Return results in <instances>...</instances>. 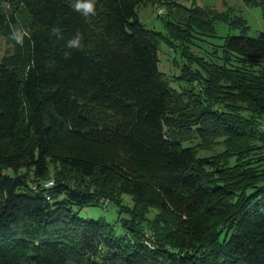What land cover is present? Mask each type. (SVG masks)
Returning <instances> with one entry per match:
<instances>
[{
  "label": "trees",
  "instance_id": "1",
  "mask_svg": "<svg viewBox=\"0 0 264 264\" xmlns=\"http://www.w3.org/2000/svg\"><path fill=\"white\" fill-rule=\"evenodd\" d=\"M162 1L0 0V264H264V34ZM214 21L241 35L202 50ZM103 201L120 238L77 215Z\"/></svg>",
  "mask_w": 264,
  "mask_h": 264
},
{
  "label": "rangeland",
  "instance_id": "2",
  "mask_svg": "<svg viewBox=\"0 0 264 264\" xmlns=\"http://www.w3.org/2000/svg\"><path fill=\"white\" fill-rule=\"evenodd\" d=\"M175 3L182 9H199L202 11H208L213 15L220 17L225 21L241 20L244 22V34L249 38H256L260 34H264V20L262 17L261 8L258 7L257 2L259 0H166L162 2ZM256 4V5H255ZM163 17H166L165 11H167V4L163 5ZM155 6H151L150 3L144 4V6L138 8V14L142 22L149 28H153L160 32L163 31L162 23L157 19ZM168 14V13H167ZM161 15V16H162ZM149 22L147 23V21ZM212 30L214 36L203 37L200 42V48L202 50L220 48L222 41L227 36H239L240 30H230L227 23L224 22H212ZM202 44V45H201ZM217 46V47H216ZM12 50V45L5 42L4 39H0V59L5 55H9ZM176 63L179 65V58L176 57ZM170 51L163 44L159 46L158 52V71L161 72L166 78L179 73V68L174 64ZM171 87L178 89L175 83H171ZM222 150L219 147L213 149V151L201 152L200 155H211L214 153H220ZM47 183V182H46ZM44 183L43 185H45ZM128 200V198H126ZM104 203V201H103ZM95 203L93 202L88 207H85L77 211L79 218L83 220H105L112 228L114 235L117 238L125 235L124 229L121 227L120 217L117 213V207L108 203Z\"/></svg>",
  "mask_w": 264,
  "mask_h": 264
},
{
  "label": "clouds",
  "instance_id": "3",
  "mask_svg": "<svg viewBox=\"0 0 264 264\" xmlns=\"http://www.w3.org/2000/svg\"><path fill=\"white\" fill-rule=\"evenodd\" d=\"M70 7L77 13L87 17L89 14L95 15V0H71ZM58 33V30H55ZM22 34L19 30H14L12 32V39L17 43L22 42ZM81 36L77 34L73 38L67 40L65 47L68 49L78 48L80 45ZM71 52L66 51L64 56L66 58L70 57Z\"/></svg>",
  "mask_w": 264,
  "mask_h": 264
},
{
  "label": "built area",
  "instance_id": "4",
  "mask_svg": "<svg viewBox=\"0 0 264 264\" xmlns=\"http://www.w3.org/2000/svg\"><path fill=\"white\" fill-rule=\"evenodd\" d=\"M157 14L158 15H162L163 14L162 9H158L157 10ZM53 186H54L53 182L50 181V182H47L43 187H44V189H49V188H51Z\"/></svg>",
  "mask_w": 264,
  "mask_h": 264
},
{
  "label": "crops",
  "instance_id": "5",
  "mask_svg": "<svg viewBox=\"0 0 264 264\" xmlns=\"http://www.w3.org/2000/svg\"><path fill=\"white\" fill-rule=\"evenodd\" d=\"M140 17V16H139ZM141 19V18H140ZM142 20V19H141ZM143 21V20H142ZM149 22V20L147 21V23ZM144 23V22H143ZM145 24V23H144Z\"/></svg>",
  "mask_w": 264,
  "mask_h": 264
}]
</instances>
